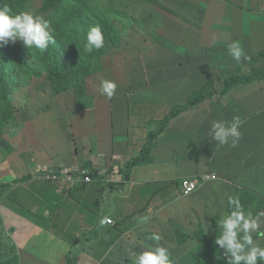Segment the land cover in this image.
Listing matches in <instances>:
<instances>
[{
	"label": "crops",
	"instance_id": "0c3cea01",
	"mask_svg": "<svg viewBox=\"0 0 264 264\" xmlns=\"http://www.w3.org/2000/svg\"><path fill=\"white\" fill-rule=\"evenodd\" d=\"M177 1L181 10L170 17L171 34L153 32L157 42L140 37L143 53L151 56L148 63L115 49L79 95L69 90L51 95L38 113L5 125L1 138L11 152L0 161V188L24 181L0 201V222L25 261L66 264L70 255L74 264H125L141 252L135 249L142 250L140 238L163 230L168 215L184 214L189 203L190 210H200L239 190L264 202V81L233 87L179 114L159 135L151 164L133 168L128 181L120 172L140 155L171 108L185 104L207 82L220 93L238 66L242 72L243 62L256 63L264 54V0ZM235 41L248 59L227 67L235 59L223 54ZM137 65L139 78L132 75ZM257 66L264 70L263 62ZM103 79L118 85L111 99L99 91ZM236 115L243 121L238 145L212 141V121ZM43 166H82L94 181L71 188L30 179ZM205 174L216 179L183 197L180 183ZM28 197L32 201L25 203ZM259 211L264 207L258 205ZM105 217L113 225L102 226ZM135 239L138 245L132 244Z\"/></svg>",
	"mask_w": 264,
	"mask_h": 264
},
{
	"label": "rangeland",
	"instance_id": "374dc122",
	"mask_svg": "<svg viewBox=\"0 0 264 264\" xmlns=\"http://www.w3.org/2000/svg\"><path fill=\"white\" fill-rule=\"evenodd\" d=\"M149 1L146 3L145 0H0V7L8 6L13 10V13L33 11L37 14H43L46 19L51 21L52 28L63 19L65 12L77 3L84 7L82 23L72 25V20H68L66 21L68 23L63 26L68 31L74 28L75 36L71 33L63 35V28L58 34L61 41L56 49L59 67H57V71L54 68L52 78L47 73L51 69L50 63H46L37 57H33L28 65L18 68L9 63L0 64V79L7 83L10 90L5 100L0 96V135L9 121H19L24 117L38 113L44 105L49 104L47 98L51 95H61L60 92L65 90L79 95L85 80L95 75L102 68L103 59L110 56L115 49H121L120 53L126 54L124 58H137L139 62L148 63L151 56L143 53L144 46L140 37L147 34L151 38L150 41L157 42L153 32L162 31L168 35L171 34V25L174 26V23L170 22V17L177 16L176 12L181 10L177 5V0ZM170 10L175 14L170 15ZM97 25L100 26L104 35V47L89 53L84 49L86 39H84L82 32L84 30L87 36L89 29ZM212 41L214 40H207V43ZM14 46H20L26 52H30L21 41H17L14 45L10 43L5 47ZM217 46H221V44L217 43ZM207 49L211 50L212 48L207 47ZM223 56L230 57L228 54H223ZM211 57L219 59L218 55ZM260 58V61L256 63L243 62L241 64L242 74L246 76L255 75L258 72L256 66L264 63V54ZM227 62L225 64L227 67L238 63L236 60ZM141 72V65L132 69V75L136 78H139L138 74ZM57 73L61 74L64 81L57 79ZM258 81L263 82L264 79ZM217 88L219 89V87ZM213 89L216 88L213 87ZM4 90V87L0 88V91L4 92ZM7 152L6 145L0 141V161L7 156ZM90 176L93 174L90 173ZM12 188L13 186L11 190ZM12 191L10 188L5 190L0 201L6 193L10 195L9 193ZM231 193L232 195H239L244 207L254 214L258 211V205L264 207V202L260 203L255 200L249 192L239 190ZM216 194L219 195L218 192ZM211 200L209 199V201ZM30 201L32 198L28 197L25 203ZM216 201V204L206 203L200 210H190L191 203H189L186 206L187 209L182 208L184 214H169V220L165 221V228L161 231L154 228L152 233L145 235L142 240L139 239L142 250L139 246L135 249L144 251L157 245L165 246L171 253L173 264H193L196 255L202 259L201 264H227L226 258L222 257L214 242L217 235L216 224L221 214L228 210L224 207L227 204V197H219ZM7 203L11 206V201H7ZM13 208L18 213L23 214L21 210L24 208L19 206ZM158 224L163 227L160 223ZM153 234L161 235L162 239L160 241L152 240L150 237ZM257 238L264 242V238ZM139 240L135 239L132 244L138 245ZM134 256H130L128 263L125 264H134ZM0 264H32L18 255L10 239L9 231L1 226Z\"/></svg>",
	"mask_w": 264,
	"mask_h": 264
},
{
	"label": "clouds",
	"instance_id": "9594fccd",
	"mask_svg": "<svg viewBox=\"0 0 264 264\" xmlns=\"http://www.w3.org/2000/svg\"><path fill=\"white\" fill-rule=\"evenodd\" d=\"M17 41H21L28 50H47L56 43L51 21L33 11L13 13L8 6L0 7V48L10 43L14 45ZM104 43L100 26H93L87 33L84 49L91 53L103 48ZM228 54L238 62L242 58L248 59L238 41L229 45ZM117 87L115 81L103 79L99 91L111 99ZM242 123L238 115L231 120H214L208 136L220 146L235 148L242 137ZM227 209L221 214L215 229L217 235L214 242L222 257L226 258L227 264H264V242L257 238H264V211L254 214L244 207L239 195L231 194L227 196ZM148 219L144 217L145 222ZM111 222L107 217L100 220L102 226ZM150 238L160 241L162 236L153 234ZM134 264H173V260L167 247L157 245L135 254Z\"/></svg>",
	"mask_w": 264,
	"mask_h": 264
},
{
	"label": "trees",
	"instance_id": "16d2710c",
	"mask_svg": "<svg viewBox=\"0 0 264 264\" xmlns=\"http://www.w3.org/2000/svg\"><path fill=\"white\" fill-rule=\"evenodd\" d=\"M49 1H52V0H49ZM83 19H84V7L82 5H78L77 3L69 11L65 12L63 19L53 27L54 35L56 37L55 44L50 45L49 48L44 51L33 49V50H30V52H26V50L20 46L4 47L0 49V64L4 65V64L9 63L14 66L16 65V67L18 68L24 65H28L33 57H37L38 59L44 60L46 63L48 62L50 63L51 69L47 73H49V77L52 78L54 68L57 71V67H59V62L57 61L58 56H57L56 49L60 45L61 41L58 37V34L62 30L63 26L68 23L66 21L72 20V25L73 24L76 25V23H82ZM69 33L75 36L74 28L68 31V30H65V27H64L62 30V34L69 35ZM82 35L84 39H86L87 36L85 35L84 30L82 32ZM263 77H264V70L258 71L253 76H246L242 74L241 67L238 66L233 73H231L228 77L225 78L224 88L220 93L216 92V90L213 89V84L211 82H207L202 87H200L198 90H196L192 94V96L189 97V99L187 100L185 104L178 105V106L171 108L168 114L165 116V118L160 122V127L155 132L149 134L147 138V142L144 145L142 151L140 152V155L138 157H134L130 159L124 166L123 170L120 171L124 178V181L129 180L130 173L133 168L137 166H144V165H148L152 163L153 160L151 157V151L155 147L156 141L159 135L163 133L165 128L170 124L172 119H174L176 116L200 105L202 102H204L208 98L222 97L228 94L233 87H236L239 85H248L258 80L264 79ZM57 79L64 81V78H61L60 73H57ZM2 87H4L5 90L4 92L0 91V96L2 99L5 100L8 97L10 90L8 89L7 83H5V81H2L0 79V88ZM66 88H69V87H66ZM67 140L69 139L67 138ZM0 141H2L6 145L7 151H8L6 155H8V153L11 152V147L9 146L8 143L3 141V139L1 138V135H0ZM70 142L71 141L69 140V144ZM23 181H24V178H22V180L14 181L13 183L15 184H12V185L11 184L2 185L0 188V197L3 195V192L5 190H7L8 188L11 189L13 185L21 183ZM0 226H1V222H0ZM201 262H203L202 259L199 257V255H196L195 258L193 259V264H201ZM66 264H74V259L70 255L66 256ZM222 264H226V263H222Z\"/></svg>",
	"mask_w": 264,
	"mask_h": 264
},
{
	"label": "built area",
	"instance_id": "2783aa9c",
	"mask_svg": "<svg viewBox=\"0 0 264 264\" xmlns=\"http://www.w3.org/2000/svg\"><path fill=\"white\" fill-rule=\"evenodd\" d=\"M30 179L34 181L59 183L61 185H68L71 188L87 185L94 181V178L90 176V172L84 169L82 166H75V167L43 166L37 169L31 175ZM214 179H216L215 175L205 174L183 180L179 186L182 192V196L183 197L192 196L201 187H203L209 181ZM108 225H113V221Z\"/></svg>",
	"mask_w": 264,
	"mask_h": 264
}]
</instances>
